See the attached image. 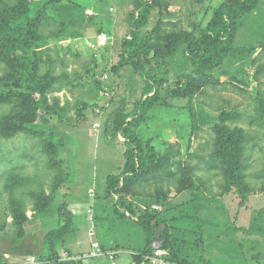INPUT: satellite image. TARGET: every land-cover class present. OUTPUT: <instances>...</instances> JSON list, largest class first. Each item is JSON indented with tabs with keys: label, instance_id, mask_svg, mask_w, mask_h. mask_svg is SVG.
Returning <instances> with one entry per match:
<instances>
[{
	"label": "rangeland",
	"instance_id": "obj_1",
	"mask_svg": "<svg viewBox=\"0 0 264 264\" xmlns=\"http://www.w3.org/2000/svg\"><path fill=\"white\" fill-rule=\"evenodd\" d=\"M37 1L51 19L40 28L34 50L40 59L39 75L53 81L47 93L52 115L39 120L37 137L29 132L6 136L2 122L15 116L18 108L14 102L0 104V264H48L43 259L44 241L61 226L58 211L64 203L83 250L90 246L95 216L103 215L98 210L115 218L105 189L107 177L119 173L125 163L124 147L122 137L111 141L105 136V124L124 99L133 114L144 86L130 67L118 68L133 0ZM225 1L161 0L142 29L149 68L161 69L162 60L152 49L159 37L185 31L198 38ZM159 20L161 30L154 32ZM101 37L107 43L99 41ZM251 45L257 46L254 53L227 58L211 72L210 82L190 97L162 91L146 121L137 127L141 139L164 160L165 169L138 185L141 197L126 199L140 208L153 206L167 219L187 215L177 225L184 231V245H178L184 255L200 263L264 264V0L239 18L234 48ZM182 51L183 47L167 59L173 82L192 71ZM9 78L8 64L0 58L1 88ZM224 114L231 115L226 122L231 130L244 133L248 187L243 197L227 180L225 165L213 160ZM51 130L65 138L63 157L69 167H56L45 151ZM185 175L191 190L179 193L187 184ZM40 194L52 201L38 203L34 196ZM164 201L174 209L163 212ZM37 204L51 210L37 212ZM126 223L134 229L130 220L118 222ZM21 226L24 232L19 236ZM114 229V240H120V232L131 235L127 226ZM64 253L61 247L58 254ZM28 254L39 259L33 262Z\"/></svg>",
	"mask_w": 264,
	"mask_h": 264
},
{
	"label": "trees",
	"instance_id": "obj_2",
	"mask_svg": "<svg viewBox=\"0 0 264 264\" xmlns=\"http://www.w3.org/2000/svg\"><path fill=\"white\" fill-rule=\"evenodd\" d=\"M261 1L226 0L216 9L212 23L201 32L198 38L185 31H173L159 37L158 45H153L152 49L153 53L155 52V55L162 60L161 69L153 70L144 61L147 38L142 33V29L149 23L150 15L161 7V0H133L132 10L128 16L130 29L121 42L118 68L130 67L141 78L144 86L133 114L128 111V102L124 99L105 124L104 132L109 140L116 141L119 137L123 138L125 160L119 173H111L107 177L105 198L107 195L113 203L112 214L115 215V218L111 219L114 220L113 222L126 220L129 222L130 220L135 225L134 228H139L143 233L145 245L142 250L133 255L139 264L149 262L148 257L157 249L167 250L169 260L181 264H213L210 261L200 263L189 259L179 246L184 245L181 244V241H184V231H181L177 225L186 221L187 215L167 219L159 210H154L153 206L149 207L147 204L145 208H140L126 199L127 195L134 198L141 197L143 194L137 190L138 185L156 178L165 169L164 160L159 158L152 144L145 143L141 139L137 127L146 121L149 112L157 105L162 91L167 90L173 97H190L210 82L211 72L221 66L227 58L244 57L256 51L255 45L236 49L234 43L239 28V18L256 9ZM11 2L0 0V58L8 64L10 70V78L4 87H0V104L14 102L18 110L15 116L6 118L2 122V132L6 136L29 132L37 137L38 129H40L39 120H45L52 115L47 93L53 81L39 75L40 59L34 49L40 28L47 25L51 19L46 7L39 4L37 0ZM161 27L162 21L159 20L154 32H159ZM182 47L183 57L191 64L192 71L189 75L179 78L177 82H173L167 59ZM262 49L264 50V45ZM229 117L231 118V115L228 114L221 116L222 123L218 126L220 135L215 142L216 151L213 154V160L221 161L225 165L224 174L227 180L243 197L248 187L244 182L246 176L244 133L241 130L233 131L229 128L226 124ZM44 147L56 167L62 169L67 165L69 167V164H65L66 160L63 157L64 136L51 130L45 137ZM187 179V184L178 189L179 193L191 190L188 183L191 181L188 177ZM34 197L38 203L52 201V198L44 194ZM164 203H162L165 206L163 212L174 209L167 207L168 203L165 201ZM50 210L49 206L37 204L35 207V211L40 213ZM58 212L61 217V226L50 231L44 241L47 255L43 259H46L49 264H64L60 262L56 245L72 226L68 203H64ZM108 217L109 215L105 217L102 215L96 219L105 220ZM194 219L192 216L191 220ZM26 221L27 218L23 223ZM126 224L130 226V223ZM23 232V226H21L19 236H22ZM102 249L107 251L103 246ZM117 250L119 249H114V251Z\"/></svg>",
	"mask_w": 264,
	"mask_h": 264
},
{
	"label": "crops",
	"instance_id": "obj_3",
	"mask_svg": "<svg viewBox=\"0 0 264 264\" xmlns=\"http://www.w3.org/2000/svg\"><path fill=\"white\" fill-rule=\"evenodd\" d=\"M98 212L103 215L105 214V212L100 209L98 210ZM95 220L96 222L93 223V228L89 232L90 246L86 250L82 249V242L76 236L77 228L71 226L69 232L56 245L57 252L60 253L61 247H64V252H66L62 254V257H60V255L58 254L60 257V262L64 264H139L135 261L133 255L136 254V252L142 250L145 245L144 235L141 230L139 228L131 229L127 224H118V222L115 226V223L113 222L114 220H111L109 217L105 220H97L95 216ZM122 226L124 228L127 226L129 228L128 230L131 229V235H129V237H126L122 234L123 232H120V240H114V228H120L122 231ZM70 237L72 240H69ZM96 243L101 244V246L105 247L107 251H114L115 248L119 249L115 251L117 252V254L115 255L114 259H110L109 256H91L90 253L93 251V245ZM25 256L30 257L34 260L35 258H38L33 254H28ZM141 264L150 263L143 262Z\"/></svg>",
	"mask_w": 264,
	"mask_h": 264
},
{
	"label": "built area",
	"instance_id": "obj_4",
	"mask_svg": "<svg viewBox=\"0 0 264 264\" xmlns=\"http://www.w3.org/2000/svg\"><path fill=\"white\" fill-rule=\"evenodd\" d=\"M99 41L106 42L107 40L105 37H101L99 38ZM93 251L91 253V256L93 257H104V256H109L110 259H114L115 255L117 254V252L115 251H104L102 249V246L99 243H96L93 245ZM33 262H35V260H32ZM148 261L150 264H181L178 262H174L169 260V252L163 249H157L154 251V253L148 257ZM186 264H190V263H186Z\"/></svg>",
	"mask_w": 264,
	"mask_h": 264
}]
</instances>
